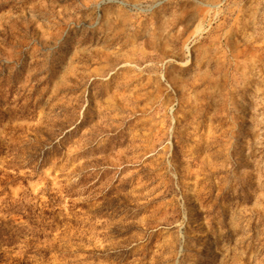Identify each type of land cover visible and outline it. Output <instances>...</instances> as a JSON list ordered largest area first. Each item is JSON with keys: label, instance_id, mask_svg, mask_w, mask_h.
Masks as SVG:
<instances>
[{"label": "rangeland", "instance_id": "374dc122", "mask_svg": "<svg viewBox=\"0 0 264 264\" xmlns=\"http://www.w3.org/2000/svg\"><path fill=\"white\" fill-rule=\"evenodd\" d=\"M0 264H264V0H0Z\"/></svg>", "mask_w": 264, "mask_h": 264}]
</instances>
